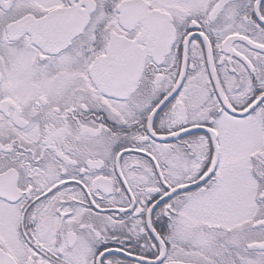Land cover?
Masks as SVG:
<instances>
[{"label":"snow or ice","instance_id":"obj_1","mask_svg":"<svg viewBox=\"0 0 264 264\" xmlns=\"http://www.w3.org/2000/svg\"><path fill=\"white\" fill-rule=\"evenodd\" d=\"M0 264H264V0H0Z\"/></svg>","mask_w":264,"mask_h":264}]
</instances>
